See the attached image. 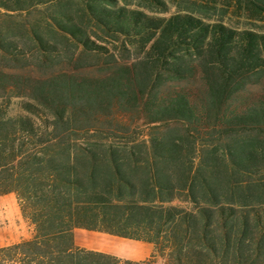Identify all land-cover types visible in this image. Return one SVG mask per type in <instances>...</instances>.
<instances>
[{"label":"trees","instance_id":"obj_1","mask_svg":"<svg viewBox=\"0 0 264 264\" xmlns=\"http://www.w3.org/2000/svg\"><path fill=\"white\" fill-rule=\"evenodd\" d=\"M40 1L0 0V8ZM110 1L82 3L107 35L144 39L136 74L98 84L51 80L27 99L0 67V196L14 194L32 226L30 237L0 245V264H152L157 256L163 264H264V97L245 107L233 101L247 74L264 70V33ZM262 2L249 0L257 12ZM64 29L84 48H101L76 24ZM190 60L203 74L199 94L148 88L156 72L154 80L187 78ZM144 91L151 126L141 137L92 123L90 110L110 96L131 102ZM75 229L152 251L131 260L85 248Z\"/></svg>","mask_w":264,"mask_h":264},{"label":"rangeland","instance_id":"obj_2","mask_svg":"<svg viewBox=\"0 0 264 264\" xmlns=\"http://www.w3.org/2000/svg\"><path fill=\"white\" fill-rule=\"evenodd\" d=\"M264 1V0H263ZM115 8L124 6L128 10L142 11L152 17H167L175 13H189L206 22H218L234 30H251L264 33L263 9L255 11L249 0H111ZM61 20V25L57 24ZM76 24L81 32L100 45L101 48L86 49L64 28ZM62 26V27H59ZM144 38V37H143ZM0 67L13 74L20 81L19 92L23 98L36 96V91L51 80L73 78L89 84L102 83L125 70L131 75L144 62L147 45L139 42V36L116 33L107 35L95 24L82 0H46L27 8L5 10L0 8ZM10 41V42H9ZM6 46L2 47L3 44ZM191 74L185 79H171L162 75L157 80L155 74L148 82L162 92L175 89L199 94L202 89V72L198 61L190 60ZM145 92V91H144ZM143 99L128 102L110 96L103 107L90 110L92 123L111 130L128 127L137 137L145 134L151 124L146 121ZM141 96V94H139ZM264 97V70L250 72L242 87L233 97L234 105L245 107ZM158 124V123H157ZM170 124V123H167ZM161 124L155 131L166 129ZM154 131V130H153ZM0 213L3 223L13 221L12 228L0 231V245H6L31 236L32 226L22 216L14 194L0 196ZM9 213V214H8ZM10 215V216H8ZM78 244L85 248L116 250L123 248L131 254L139 247L126 238L106 233L76 230ZM120 244L113 248L114 243ZM109 246V247H107ZM121 247V248H120ZM152 264H163L157 256Z\"/></svg>","mask_w":264,"mask_h":264},{"label":"crops","instance_id":"obj_3","mask_svg":"<svg viewBox=\"0 0 264 264\" xmlns=\"http://www.w3.org/2000/svg\"><path fill=\"white\" fill-rule=\"evenodd\" d=\"M76 230H84V229H75L74 231V242L76 245L78 246H81L80 244L77 243L76 241V238H75V232ZM117 237V236H116ZM127 239V238H126ZM130 242L132 243H135L139 249L131 254L127 253L123 248H121V252H118L116 250H112V251H109V250H100V249H97V248H92V249H95V250H99V251H104V252H108V253H112L118 257H121V258H125V259H131V260H141V259H144L146 258L152 251V245L150 243H147V242H143V241H138V240H133V239H128ZM113 245V248L116 249V247L120 244H117L116 242ZM109 247V246H107Z\"/></svg>","mask_w":264,"mask_h":264},{"label":"bare ground","instance_id":"obj_4","mask_svg":"<svg viewBox=\"0 0 264 264\" xmlns=\"http://www.w3.org/2000/svg\"><path fill=\"white\" fill-rule=\"evenodd\" d=\"M8 214H9V213H8ZM8 216H10V215H8ZM3 221H4V216L0 213V231H1V232H2V231H5V230H7V229L12 228V224H13V221H12V220H9V222H8L7 225H5V224L3 223Z\"/></svg>","mask_w":264,"mask_h":264}]
</instances>
